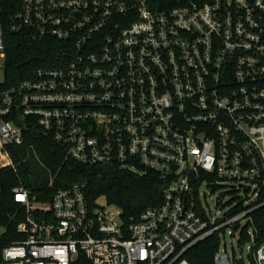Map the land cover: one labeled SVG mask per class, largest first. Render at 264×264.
I'll list each match as a JSON object with an SVG mask.
<instances>
[{
	"label": "built area",
	"instance_id": "2783aa9c",
	"mask_svg": "<svg viewBox=\"0 0 264 264\" xmlns=\"http://www.w3.org/2000/svg\"><path fill=\"white\" fill-rule=\"evenodd\" d=\"M8 32L57 45L11 82ZM33 125L82 164L155 172L162 201L124 219L81 184L51 204L17 187L24 238L0 264H192L215 234L216 264H237L223 242L251 250L264 209V0H0V168Z\"/></svg>",
	"mask_w": 264,
	"mask_h": 264
},
{
	"label": "trees",
	"instance_id": "16d2710c",
	"mask_svg": "<svg viewBox=\"0 0 264 264\" xmlns=\"http://www.w3.org/2000/svg\"><path fill=\"white\" fill-rule=\"evenodd\" d=\"M13 3V1H11ZM154 9L172 6L173 0H150ZM12 6V5H11ZM6 77L11 82L27 78L31 68L52 53L56 42L34 41L27 34H6ZM15 168H0V263L5 246L22 240L18 225L26 219V208L15 201L14 189H28L42 204H51L55 194L75 184L84 186L91 206L101 198L116 205L124 219H137L149 208L162 201L163 185L158 174H139L116 165L89 166L68 157L65 148L33 125L25 133V144L10 147ZM255 241L248 254L250 264H257L255 255L264 243V209L254 213ZM220 236L215 234L191 248L185 255L192 264H216L215 256L220 247ZM251 242L244 232L240 240L243 248ZM237 264H245L236 259ZM83 264H90L83 260Z\"/></svg>",
	"mask_w": 264,
	"mask_h": 264
},
{
	"label": "rangeland",
	"instance_id": "374dc122",
	"mask_svg": "<svg viewBox=\"0 0 264 264\" xmlns=\"http://www.w3.org/2000/svg\"><path fill=\"white\" fill-rule=\"evenodd\" d=\"M4 77V74L1 73V78ZM230 195H224V191L223 190H219L216 191L213 195H212V202H219L222 204H225L226 202H228L230 200ZM100 202L102 203H107V200L105 198H101ZM4 233V228L0 227V235H2ZM224 244H226L228 246V249L230 251V253H233V247L236 249L235 252V260L238 258V256L240 258H243L245 264H250V260L248 257V254L250 252V245L247 244L246 247H239L238 243L236 240L232 239L231 236H227L226 240L223 242V248H224ZM237 257V258H236Z\"/></svg>",
	"mask_w": 264,
	"mask_h": 264
}]
</instances>
